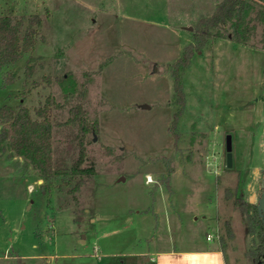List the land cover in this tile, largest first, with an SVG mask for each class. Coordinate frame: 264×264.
<instances>
[{"label": "rangeland", "instance_id": "374dc122", "mask_svg": "<svg viewBox=\"0 0 264 264\" xmlns=\"http://www.w3.org/2000/svg\"><path fill=\"white\" fill-rule=\"evenodd\" d=\"M218 3L0 0V14L22 18L23 27L30 14L41 18L33 48L0 70V106L21 104L35 117L49 98L54 162L70 166L84 147L82 165L93 162L95 169L78 189L69 190L78 174L42 188L35 165L8 155L4 143L0 264H175L154 251L217 245L218 238L205 239L215 227L203 218L215 215L216 200L231 206L234 197L245 198L246 182L258 198L264 19L253 18L246 41L234 39L229 22L211 29L180 70L184 101L173 125L180 105L171 65ZM77 104L88 124L97 123L83 137ZM239 212L230 219L231 239L230 221L221 227L229 240L225 257L214 254L216 264H252L245 251L259 237L246 233Z\"/></svg>", "mask_w": 264, "mask_h": 264}, {"label": "trees", "instance_id": "16d2710c", "mask_svg": "<svg viewBox=\"0 0 264 264\" xmlns=\"http://www.w3.org/2000/svg\"><path fill=\"white\" fill-rule=\"evenodd\" d=\"M259 1L264 0H219L214 11L200 18L196 25V41L189 42L183 49L182 55L172 63L171 71L173 75V98L180 108L174 113L173 125L176 123V117L181 113L184 101V94L181 87V71L190 61L195 48L203 46L211 29L229 22L232 35L236 41H246L256 28L253 18L259 21L264 19V5ZM22 18H14L10 14H0V70L2 67L18 61L20 55L29 52L38 35L37 26L41 18L37 13L30 14L27 17L26 24L23 27ZM28 70L31 66L27 67ZM61 80L62 77L57 76ZM48 101L35 110L36 116H32L28 107L19 104L12 107L8 103L0 106V148L7 143L8 155L22 156L27 159L39 171L43 180L42 188L49 187L54 183L55 178L78 174L79 178L74 183L70 191L78 189L84 182L95 173L94 163L82 165L84 161V147H81L78 159L72 165H60L54 162L52 158V129L53 125L48 114ZM72 110L78 118L81 125L83 137L88 131L97 130L95 125L88 124L84 116L79 114L81 107L79 104L73 106ZM67 181V179H66ZM232 204L242 214L247 224V233H256L259 240L252 243L245 254L251 257L252 264H262L264 259V231L262 220L257 213L256 205L248 202L245 198L234 197ZM259 227V228H258ZM258 232V233H257ZM230 235V228L227 230Z\"/></svg>", "mask_w": 264, "mask_h": 264}, {"label": "crops", "instance_id": "0c3cea01", "mask_svg": "<svg viewBox=\"0 0 264 264\" xmlns=\"http://www.w3.org/2000/svg\"><path fill=\"white\" fill-rule=\"evenodd\" d=\"M10 158V157H9ZM242 184H244L242 182ZM245 187H246V196L245 199L252 203L257 205V197H256V193L254 190V187L249 183L246 182L245 183ZM256 201V202H255ZM229 202V201H228ZM216 211H215V215L212 217H207L206 215H203V218H209L208 219V223L206 224V226L214 224V231L210 232L209 230L205 232V239L207 241H211L216 237L218 238L219 242L218 244H212V246L207 247V245H200V246H195L192 248H173L170 250L167 249H158L157 251H154L155 254H163V255H169V256H173V259L176 260L175 264H216L214 257V254H221L224 257L225 255V249L228 246V238L231 239L233 232H232V226H231V217H233V212H236L238 210V208H236L235 210H233V206L231 204V206L227 203V201L222 202L221 198L216 200ZM227 209L229 211H227ZM240 214V212H239ZM231 215V216H230ZM196 218V217H194ZM240 218L241 221H244L242 214H240ZM227 219L230 221L229 222V227H230V231L231 234L228 236V238H224L221 234V227L223 225V223L225 224L227 222ZM246 221H244L245 223ZM210 234V238H206L207 234ZM246 233H247V224H246ZM149 251H144L143 253H147ZM130 255L136 254V253H128ZM146 259H155L152 255L149 256L148 254L145 255ZM224 262L226 263V258L224 259Z\"/></svg>", "mask_w": 264, "mask_h": 264}, {"label": "water", "instance_id": "95a60500", "mask_svg": "<svg viewBox=\"0 0 264 264\" xmlns=\"http://www.w3.org/2000/svg\"><path fill=\"white\" fill-rule=\"evenodd\" d=\"M230 137L229 135H227V140H226V149H227V163H230V159H231V154H230ZM261 170H263V177H264V167L261 168ZM262 190L260 195L258 196L257 199V205H256V210L258 215L260 216L261 220H262V226H263V231H264V181L262 184Z\"/></svg>", "mask_w": 264, "mask_h": 264}, {"label": "built area", "instance_id": "2783aa9c", "mask_svg": "<svg viewBox=\"0 0 264 264\" xmlns=\"http://www.w3.org/2000/svg\"><path fill=\"white\" fill-rule=\"evenodd\" d=\"M145 181L146 182H152V176L150 174H146ZM206 238L207 239L210 238V234L209 233L206 235Z\"/></svg>", "mask_w": 264, "mask_h": 264}]
</instances>
